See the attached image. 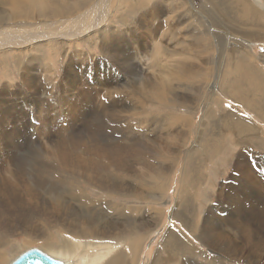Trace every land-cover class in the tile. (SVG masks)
Instances as JSON below:
<instances>
[{
  "label": "rangeland",
  "instance_id": "374dc122",
  "mask_svg": "<svg viewBox=\"0 0 264 264\" xmlns=\"http://www.w3.org/2000/svg\"><path fill=\"white\" fill-rule=\"evenodd\" d=\"M62 1V6H69V4H66L64 0ZM218 1H220L221 7L225 5L224 8H217V10L222 11V16L217 15L218 13L214 9L210 11L213 4H211L208 0H143L145 7L142 9L141 15L138 14L139 16H137L135 22L123 24L117 20L112 24L105 25V29L107 28L106 31L108 32H112L110 29L111 26L115 27L113 28L116 32L120 31L123 33L126 31L123 33L124 35H122V39L115 37V39H117L120 44L125 43V47L127 46L126 54H129V49L132 47L130 41L128 40L140 39V41L137 40L140 53L134 58L126 56V58L124 57L123 60L115 62L114 60H111L110 57H105L104 54L101 53V50L97 48L99 44H96L91 39L85 40L84 38H81L80 40L78 39L76 41L67 42L66 40H68L70 37L65 36L59 37V40H54V42L51 43H43L41 45L37 43L38 45H34L31 48L30 53H28L32 69L31 71H33L29 77H34L36 79V85L33 87L34 89L32 88L33 90L30 87H27V91L26 89L25 91H22L19 88L20 86L17 84L21 79L19 68L16 66V55L18 54L20 56H24L23 54L25 53L19 54V52H16L14 53L16 54L15 57L13 56L14 54H9V58L8 52H6L7 57H5L3 54L0 56L1 61L5 60V63H2L6 65L4 67L2 63L1 64L3 66L0 64V254L2 255L0 262H2V264L11 263L21 254L30 249H39L45 252V245L63 247L64 245H69V241L76 245L80 244L78 241L88 243L90 240L83 238V236H86L89 230L99 232L97 234L105 233V231L112 232L115 230V227L118 228L119 224L123 225L124 223L122 235H126L131 232L128 228L134 224V219L128 221V218L130 216L133 217L136 215H140L142 218L141 226L144 225V230H146V234H143L145 237V242L142 246L139 264H155L153 263V260L155 259L159 250L160 253L157 256L158 264H163V261H165L164 264H176V260L174 256H172V252L169 253L166 250L165 245L162 244L168 230H183L182 232L193 240V245L195 244V246L204 252H209V250L204 247L201 241H197L190 234V232L185 229L183 222H178L173 219V214L177 206L176 204L180 199L179 191L181 187L180 182L182 180L181 175L184 171L186 160H188L191 164L188 178L196 177V180L198 181L196 182L195 180L196 185L194 182H192L195 187L194 189H192V186L190 189H186L184 192L185 195L183 194L184 196L182 195L183 198L181 197L179 202V207H181L180 212L182 214L180 216L186 222L188 220L187 223L190 222L189 224L195 233H197V229H199L196 227L198 225L202 227L204 222H208L209 225H214V227H221L227 223L228 219L234 218L235 211L227 206L223 207L219 216L218 213H216L210 218L209 213L213 210L212 207L216 206L218 203L217 197L219 196V193H225L227 190L226 185L230 183V177L233 173H236L235 164L241 151L246 150L249 152L251 161V165L242 171V176L248 175L251 178L255 177L256 180L255 173L257 170L259 168L264 169V0H258L259 3L256 1L254 2L253 10L256 12V15H254L255 18L252 21V26L248 28L242 27V14L240 12L242 8L237 9V7H234L237 6L236 0ZM226 4L228 5V8ZM1 6L5 10V6L0 2V20L3 21L5 19L3 22H7L8 19L5 18L6 16ZM54 6L55 5L52 7L57 8V6ZM226 8H231V11L227 10L226 13L225 10L223 11V9ZM68 10L70 11L69 7ZM145 11L146 13H148L147 11H150V15H152H149L150 17L145 16ZM232 15L235 19H237L238 23L240 22L239 24L241 25V29L246 28L251 30L253 33V45L251 47L252 51L249 52L244 49V47H240V44L245 45L244 40L247 39L243 38L242 30H239L238 28V33L236 32L235 34V28L231 27V25L225 22L223 16L228 19H232ZM44 16H41L40 13H38L36 19L39 22H43V20L50 18L46 17L45 13ZM68 16L69 14L67 12L63 13L61 15L60 21H66L65 18L67 19ZM33 24L34 23H31L30 25ZM218 24H221V26ZM201 28L203 29L201 30ZM131 30L134 31L133 36L127 33V31L130 32ZM65 32L68 31L66 30ZM259 33H262V35ZM203 34H207L209 45L211 47V50L208 52V54L205 52H202V54L199 52L195 54V52H193L190 54V56L188 55L185 57V55L180 50L188 47L189 49L195 47L193 44L194 38L196 36L201 37ZM235 41L238 52L236 56L239 57V60L235 62H237L242 67L241 77L238 76V70H236V72L233 71V61L226 56L228 50L227 47L230 48L231 44ZM131 54L134 56L133 53ZM196 55L198 56L197 58H195ZM179 57L181 60H183L182 64L193 65L194 69H196L197 66H200V68L203 67L204 72L209 73H207L208 76L211 74L208 77V83H210H206V80H203V77L199 78L196 75L193 76L187 74L177 77V79L176 77L171 78L169 73L171 70H173V67H175L173 65L176 64V66H178L177 64H181ZM190 58L191 60L188 61ZM250 59L253 62L249 61ZM192 60L196 62H193ZM50 63L52 64L50 65ZM8 64L10 65L7 67ZM167 65L169 67H167ZM190 67L192 68V66ZM164 69L166 70L164 71ZM246 74L252 75H250L247 80L245 79L244 81H241L240 78L244 77ZM159 76L160 78H163V82H160L162 80L158 78ZM72 79H75V81ZM72 81H74V83ZM167 81L169 82V85ZM175 81L177 83H175ZM156 83L159 85H156ZM143 85L145 87H143ZM153 85H155V87ZM202 85H204L205 88ZM4 86H8L9 89H11L10 92L12 93L10 95H6L7 92H5V98L2 96V87ZM28 86H30V83ZM156 86H160L159 90L157 89L158 87L156 88ZM80 88H82L87 94H85ZM161 88H164L165 90L162 91ZM149 89L150 93L146 94L145 92ZM79 90H81V92ZM153 91L156 92L153 93ZM212 92L214 94L213 96ZM16 93L22 95L19 96L18 94L16 95ZM134 94L137 96H134ZM84 95L88 98L83 99ZM165 95L168 96L166 97ZM77 96H79L80 100L75 103V97ZM141 96H144V99ZM65 97H67V99ZM115 97L117 98L116 100ZM175 97L176 99H174ZM6 98L9 99L10 102L9 100L6 101ZM153 98L155 99L153 100ZM139 99L141 102H143L142 104L140 103ZM62 101L66 103H63ZM114 101H116V103ZM51 102L53 105L50 104ZM168 103H171V105ZM211 103L215 105H212ZM65 104L69 107L67 108ZM161 105L164 108H161ZM212 106L216 107V111ZM9 107L10 110H12L9 111V113L12 115L13 120H11L9 123H5L3 121V116L5 114L4 112H8ZM108 107L110 108L108 109ZM203 108L206 109L204 110ZM137 109L140 111L142 110V112ZM124 110L126 111L125 113ZM130 110L132 111V114L129 113L131 112ZM206 110L208 111L206 112ZM71 111L74 113L72 112V114ZM134 111L138 112L135 114ZM121 112H123V114ZM195 112H197V114H195ZM119 113H121V115H117ZM13 114L18 115L15 117ZM5 116H7V114ZM179 116L185 118L184 121H182V117L180 118ZM185 116H187V118ZM191 117L192 120L194 119L193 121L195 124L191 120ZM236 119L241 121V125L236 131L235 135H233L232 140L229 139L226 141L223 145V148L216 147L214 153L218 152V154L213 155L211 159L206 157L205 155H208V151L205 149L207 152L206 153L204 148H210L206 141H212L211 136L205 137L206 132L207 135H211L212 129H219L223 126V120ZM72 120L74 122H72ZM218 122L219 124L217 125L216 123ZM18 123L19 125H17ZM45 127L46 129L49 128V130H46ZM253 128L257 129L261 133L263 136L261 140L252 141L249 137H240V135L245 132L253 133ZM168 130H172L174 132V136L172 138L166 137ZM9 134H13L15 137L11 139V135ZM91 135L92 137L95 136V138L92 139ZM178 135H181V137ZM177 141H179L178 143L180 145L176 143ZM95 142H100L99 144L102 147L104 145V148L107 150L105 151V149L102 148L104 150L102 152V156L99 159L95 158V160H93L87 155L90 154L88 149H90V147ZM54 145L57 146L55 147ZM231 146L235 147V151L232 150V154H229L228 150ZM57 147H59L61 150V157L59 158H57L56 154L53 152L58 149ZM61 147H63V149H61ZM84 148L85 151L83 150ZM121 150H124L122 154L120 153ZM160 151L165 152L161 153ZM185 151H187L186 154ZM197 151L200 153H197ZM193 156H198L199 159L193 158ZM75 157L77 158L75 159ZM78 157H80V160ZM61 158L64 159V161ZM87 159L91 162L89 163ZM102 159H105L103 160V163H101ZM59 160H61V162ZM46 161L47 163H45ZM72 161L75 163L77 162L79 165H76ZM107 161L108 164L106 163ZM109 161H111L110 165ZM85 162H88L89 164H86ZM14 164H16L15 166L17 167H14ZM72 164L75 165L73 166ZM89 166V169L92 171V173H90L91 171H88V173L91 174L92 177L90 175L88 176V173L86 172L89 170ZM43 167L44 169H42ZM15 168L16 170H14ZM58 169L59 171H57ZM64 171L69 172L67 173ZM115 171H117V173H115ZM16 174L18 175V178H15ZM97 174L100 178L97 176ZM26 175L30 176L27 178ZM108 176L111 180L108 178ZM48 177L51 181H49ZM79 177L80 180H78ZM84 177L86 180L90 177L87 180L89 182L83 179ZM202 178H204V180ZM27 179H29V181H27ZM97 180L100 183H98ZM13 181H16L15 183L18 186L15 185ZM62 181L65 184H62ZM91 181L94 184L91 183ZM105 183H107L109 186ZM262 183L263 182L260 178L259 181H256L255 185L243 181L241 182V187L242 189H245L244 192H247L248 196L251 198H257L259 195L264 198V183ZM50 185L52 186L53 190ZM115 185L118 186L116 187ZM45 186H47L46 189ZM33 188L35 189L33 190ZM107 190L108 192L110 191V193H108ZM203 190L208 193L207 199L202 198ZM70 194L75 195L73 197ZM82 201H88L86 202L88 207L91 205L92 208L91 206L90 208L84 206ZM92 201L99 202H97L98 204H94ZM202 201L207 202L202 204ZM101 203L102 205H100ZM143 203L145 204L142 205ZM248 203L249 202L247 201V204ZM192 204L196 206L193 207ZM93 206L95 208H93ZM189 206L193 207L194 209L191 207L189 208ZM82 208L83 210L81 211ZM198 209L199 211L197 212ZM258 210H261V212H258V219L264 220V202L259 203ZM135 211H137L136 214L134 213ZM252 212H254L255 216L257 217V212L254 208ZM23 215H25V217ZM183 215H187V219L184 218L185 216ZM190 216L191 220L189 218ZM13 218H15V221ZM96 222H101V225L103 226L96 227ZM92 223L94 225H92ZM12 225L15 227L18 226V228L16 227L18 233L15 227V229L12 228ZM9 226L10 229L8 230ZM68 227H70L69 230ZM149 228L151 231H148ZM260 228L261 230L259 231L264 232V224H261ZM29 229L30 232L33 231L32 233H34L37 238L34 236V234H29ZM6 230L9 231V233H7ZM21 231L23 232L22 234L20 233ZM75 232H77L81 238H77ZM217 232L229 234L230 236L236 235L234 233L235 230L229 227L223 230H218ZM5 233L6 236H4ZM27 233L30 235V237H28ZM31 236H34L36 239H31ZM235 238L239 240L238 237ZM241 243H243V241L239 240V244ZM240 246L242 247V245ZM90 248L91 247H88L86 251H89ZM82 249L83 248L81 247L77 251V257L72 260L74 262L76 261V264H82ZM96 249L98 250V248H95V250ZM8 254L9 256H6ZM237 256L238 258H244L247 255L237 253ZM201 261L207 264H249V260L242 259L234 261L221 258V260L212 262L201 258ZM256 263L264 264V260ZM36 264L44 263L37 261Z\"/></svg>",
  "mask_w": 264,
  "mask_h": 264
},
{
  "label": "bare ground",
  "instance_id": "6f19581e",
  "mask_svg": "<svg viewBox=\"0 0 264 264\" xmlns=\"http://www.w3.org/2000/svg\"><path fill=\"white\" fill-rule=\"evenodd\" d=\"M177 1V0H176ZM212 5V8L210 11H212L213 9L218 13H216L217 15L222 16V11L221 10H217V8L221 7V3L218 0H208ZM259 3L258 0H236V5L234 7H237V9L242 8V10H240L241 14H242V27H251L252 26V21L255 18L254 15H256V12L253 10V4L254 2ZM1 4H3L5 6V10L2 7V9L4 10L5 13V18L8 19L7 22H3L2 20H0V56L3 54L5 57H7L6 52H8V55L10 54H14L16 52H19V54H23L24 56H20V55H16L14 54L13 56L17 58V63L16 66H18L19 68V74H20V81L17 83L18 86H20L19 88L22 91H26L28 90V88L30 87L31 89L36 85V79L34 77H29L32 69H31V64H30V57H28V53H30L31 48L34 45H38L37 43H39V45L43 44V43H51L54 42V40H57L59 37H70L68 40H66L67 42L70 41H76V40H80L81 38L86 39H91L92 41H94L96 44L98 45V49L101 50V53L104 54L105 57H110L111 60L119 61V60H123L124 57L126 58V56H130L132 58L136 57L139 53V47L137 45V40L140 41V39H136V40H128L127 38H125L126 40L130 41L131 43V48L129 49L131 53L134 54V56L129 52V54H126L127 52V46L125 47V43L120 44L116 38H123L122 35H124L123 33L116 32L114 31V26H111V31L112 32H108L105 29V25L107 24H112L114 21L119 20L121 23L123 24H128L131 22H135L137 16H139L138 14L141 15L142 9L145 7V4L143 3V0H64V2L66 4H69V6H62L63 1L62 0H0ZM223 2V1H222ZM146 3V2H145ZM162 4V3H161ZM183 4V3H182ZM55 5L57 6V8H53L52 6ZM160 5V4H159ZM257 5V4H256ZM54 6V7H55ZM210 6V4H209ZM223 6V5H222ZM227 8L228 5L226 4ZM68 7L70 8V11L68 10ZM225 5L221 8H224ZM259 7V5H258ZM261 7V6H260ZM223 9V11L225 10V12L227 13V10L231 11V8L229 9ZM264 8V7H263ZM262 9V8H261ZM51 10V11H50ZM162 10V8H161ZM45 11V12H44ZM50 11V12H49ZM233 11V10H232ZM254 11V12H253ZM67 12L69 14L68 18L62 22L60 21L61 19V15L63 13ZM148 13H146L145 11V16H149L150 15V11H147ZM209 12V11H208ZM38 13H40L41 16H44V13L46 15V17H50L47 18L45 20H43V22H39L36 19V16L38 15ZM212 13V12H211ZM229 13V12H228ZM233 13V12H232ZM231 13V14H232ZM210 14V13H209ZM152 15V14H151ZM150 15V16H151ZM213 15V14H212ZM215 15V14H214ZM226 15V14H225ZM4 16V15H3ZM2 16V17H3ZM149 16V17H150ZM230 16V15H229ZM233 16V15H232ZM1 17V15H0ZM45 17V16H44ZM207 17V16H206ZM219 17V16H218ZM225 22L229 25H231V27L235 28V34L236 32L238 33V28L239 30H242L243 32V38H247L244 40V44H240V47H244V49H246L247 51H252L251 47L253 45L252 40H253V33L251 32V30L248 29H241V25L238 23L237 19L233 18L232 19H228L225 16H223ZM63 19V18H62ZM215 19V18H214ZM64 20V19H63ZM151 20V19H150ZM147 21V20H146ZM202 21V20H201ZM211 21V20H210ZM219 21V20H218ZM222 21V20H221ZM142 22V21H141ZM223 22V21H222ZM31 23H34L33 25H30ZM211 23V22H210ZM148 24V23H147ZM154 24V23H153ZM221 26V24H218ZM133 26V25H132ZM114 27V28H113ZM134 27V26H133ZM219 27V26H218ZM226 27V26H225ZM230 27V28H231ZM146 28V27H145ZM149 28V27H148ZM105 29V30H104ZM147 29V28H146ZM203 28H201L202 30ZM68 32H65V31ZM109 30V29H108ZM147 32V31H146ZM152 32V31H151ZM127 33H129L131 36H133L134 31L131 30L130 32L127 31ZM148 33V32H147ZM200 33V32H199ZM218 34V33H217ZM262 35V33H259ZM143 36V35H142ZM210 36V35H209ZM217 36V35H216ZM232 36V35H231ZM136 37V34H135ZM240 37V36H239ZM240 39V38H239ZM59 40V39H58ZM61 40V38H60ZM119 40V39H118ZM233 40V39H231ZM88 42V41H87ZM122 42V41H121ZM127 42V41H126ZM193 42V41H191ZM190 42V43H191ZM189 43V44H190ZM236 41L234 43L231 44L230 48H228L227 50V54L226 56L228 58H230L233 61V71L236 72V70H238L239 73V77L242 76V67L235 61L239 60V57L236 56L237 52V45L235 44ZM179 44V43H178ZM194 46L193 48H184L182 51V53L185 55V57H187L188 55L190 56L191 53L195 52L196 53H201L205 52L208 54V52L211 50V47L209 45V40H208V36L207 34H203L201 37H195L194 38V42H193ZM249 44V45H247ZM127 45V44H126ZM149 48V47H148ZM182 49V48H181ZM149 51V50H148ZM175 51V50H174ZM244 52V51H243ZM240 53V52H239ZM9 55V58H10ZM182 55V56H184ZM250 55V54H249ZM181 57V56H180ZM179 57V60H181ZM198 56L196 55L195 58H197ZM203 57V56H202ZM243 57V56H242ZM12 58V57H11ZM15 58V60H16ZM182 58V57H181ZM189 58V57H188ZM200 58V57H199ZM178 59V58H177ZM193 59V57H192ZM203 59V58H202ZM11 60V59H10ZM191 58L188 60L190 61ZM9 61V60H7ZM46 61V60H45ZM178 61V60H177ZM181 60V64H182ZM186 61V60H185ZM193 61V60H192ZM197 61V59H196ZM193 61V62H196ZM202 61V60H201ZM231 61V62H232ZM251 62H253L251 59L249 60ZM5 63V60L1 61L0 58V64L1 63ZM14 62V61H12ZM51 62V61H50ZM2 63V64H3ZM178 63V62H177ZM188 63V62H187ZM1 64V65H2ZM13 64V63H12ZM52 63H50L51 65ZM172 64V63H171ZM170 64V66H171ZM177 64L178 66H176V64H174L173 66V70H171V72L169 73L171 78H175L177 79V77H181L183 75H196L199 78L203 77V80H206V83H208V76L207 73L204 72V68H200V66H197L196 69L193 68V65H189V64ZM191 64V63H190ZM197 64V63H194ZM4 65V64H3ZM2 65V66H3ZM10 64L7 65V67ZM169 65V64H168ZM167 65V67H169ZM200 65V64H199ZM206 65V64H205ZM6 65H4L5 67ZM166 66V65H165ZM192 66V68L190 67ZM1 67V66H0ZM11 67V66H10ZM9 67V68H10ZM187 67V68H185ZM17 69V68H16ZM170 69V68H169ZM208 69V68H207ZM210 69V68H209ZM6 70V69H5ZM35 70V69H34ZM50 70V69H49ZM52 70V69H51ZM166 69H164L165 71ZM7 71V70H6ZM10 71V70H9ZM168 71V70H167ZM210 71V70H209ZM212 71V70H211ZM224 72V71H223ZM225 73V72H224ZM254 74V73H252ZM252 74H246L244 77L240 78L241 81H244L245 79L247 80L249 78L250 75ZM38 75V74H37ZM75 75V74H74ZM10 76V75H9ZM7 76V77H9ZM40 76V75H39ZM72 76V75H70ZM167 76V75H166ZM165 76V77H166ZM222 76V75H221ZM237 76V77H238ZM255 76V75H254ZM12 77V76H10ZM73 77V76H72ZM168 77V76H167ZM70 78V77H69ZM160 80H162L163 78H160V76L158 77ZM157 78V79H158ZM185 78V77H184ZM226 79V77H225ZM256 79V78H255ZM7 80V79H6ZM69 80V79H68ZM71 80V78H70ZM69 80V81H70ZM75 81V79H72ZM184 80V79H183ZM235 80V79H234ZM74 81H72L74 83ZM157 81V80H155ZM169 81V80H168ZM167 81V82H168ZM180 81V80H179ZM193 81V80H192ZM191 81V82H192ZM233 81V80H232ZM238 81V80H237ZM261 81V80H260ZM43 82V81H42ZM160 82H163L160 81ZM159 82V84H160ZM171 82V81H170ZM178 82V80H177ZM175 81V83H177ZM184 82V81H183ZM194 82V81H193ZM192 82V83H193ZM219 82V81H218ZM259 82V81H258ZM264 82V81H263ZM5 83V81H4ZM30 83V86H28ZM78 83V82H77ZM140 83V82H139ZM152 83V82H151ZM210 83V82H209ZM208 83V84H209ZM222 83V82H221ZM262 83V82H261ZM38 84V83H37ZM44 84V83H43ZM72 84V83H71ZM76 84V83H75ZM113 84V83H112ZM142 84V83H141ZM154 84V83H153ZM156 83V85H159ZM164 84V83H163ZM162 84V85H163ZM218 84V83H217ZM220 84V83H219ZM227 84V83H226ZM74 85V84H73ZM165 85V84H164ZM169 85V82H168ZM174 85V84H173ZM192 85V84H191ZM230 85V84H229ZM12 86V85H10ZM43 86V85H42ZM135 86V85H134ZM155 87V85H153ZM199 86V85H198ZM204 88L205 86L202 85ZM222 86V85H221ZM264 86V85H263ZM28 87V88H27ZM82 87V86H81ZM143 87H145L143 85ZM158 87V88H157ZM162 87V86H161ZM201 87V85H200ZM156 88L159 90L160 86H156ZM167 88V87H166ZM172 88V87H169ZM168 88V89H169ZM34 89V88H33ZM32 89V90H33ZM82 91L83 89L80 88ZM85 89V87H84ZM162 89V88H161ZM202 89V87H201ZM200 89V90H201ZM212 89V88H211ZM220 89V87H219ZM38 90V88H37ZM78 90V89H77ZM76 90V91H77ZM81 90H79L81 92ZM86 90V89H85ZM165 90L164 88L162 89V91ZM172 90V89H171ZM176 90V89H175ZM206 90V89H205ZM218 90V89H217ZM215 90V91H217ZM11 89H9L8 86H4L2 87V96H5V92H7L6 95H10L12 94ZM149 91V92H148ZM146 91L145 93L148 94L150 93V89ZM157 91V90H156ZM155 91V92H156ZM170 91V90H169ZM173 91V90H172ZM204 91V90H203ZM30 92V90H29ZM34 92V91H33ZM37 92V91H36ZM84 92V91H83ZM87 92V90H86ZM86 92H84L85 94H87ZM136 92V91H135ZM139 92V91H138ZM143 92V91H142ZM153 91V93H155ZM205 92V91H204ZM218 92V91H217ZM15 93V92H14ZM13 93V94H14ZM35 93V92H34ZM82 93V94H84ZM152 93V94H153ZM159 93V92H158ZM201 93V92H200ZM199 93V94H200ZM1 94V93H0ZM18 93H16L17 95ZM31 94V93H29ZM111 94V93H110ZM109 94V95H110ZM145 94V96H146ZM166 94V93H165ZM198 94V95H199ZM216 94V92H215ZM19 95V94H18ZM22 95V94H20ZM19 95V96H20ZM38 95V93H37ZM75 95V94H74ZM136 94H134L135 96ZM139 95V94H138ZM173 95V94H172ZM213 92H212V96H213ZM218 95V94H217ZM15 96V95H14ZM24 96V95H23ZM28 96V94H27ZM40 96V95H39ZM89 96V95H88ZM137 96V95H136ZM149 96V95H148ZM166 97L168 95H165ZM178 96V95H177ZM31 97V96H29ZM142 97V96H141ZM139 97V98H141ZM155 97V95H154ZM200 97V96H199ZM5 98V97H4ZM28 98V97H27ZM67 99V97H65ZM75 103H77L80 98L79 96L75 97ZM84 98H88L85 95L83 96ZM114 98V97H113ZM138 98V97H137ZM136 98V99H137ZM144 99V96L142 97ZM147 98V97H146ZM181 98V97H180ZM213 98V97H212ZM1 99V98H0ZM29 99V98H28ZM40 99V98H39ZM38 99V100H39ZM117 98L115 97V100ZM155 98H153L154 100ZM176 99V97L174 98ZM182 99V98H181ZM9 99L6 98V101H8ZM18 100V99H17ZM140 100V99H139ZM211 100V99H210ZM2 101V100H1ZM45 101V100H44ZM43 101V102H44ZM66 101V100H65ZM88 101V99H87ZM137 101V100H136ZM146 101V100H145ZM150 101V100H149ZM208 101V99H207ZM10 102V100H9ZM36 102V101H35ZM63 102V101H62ZM116 103V101H114ZM113 102V103H114ZM138 102V101H137ZM148 102V101H147ZM170 102V101H169ZM210 102V101H209ZM214 102V101H212ZM16 103V102H15ZM23 103V102H22ZM66 103V102H63ZM140 103L142 104L143 102ZM159 103V102H158ZM163 103V102H162ZM185 103V102H184ZM203 103V102H202ZM42 104V103H41ZM51 105H53V103H50ZM137 104V103H136ZM169 105H171V103H168ZM177 104V103H176ZM181 104V103H180ZM212 104V103H211ZM5 105V104H4ZM16 105V104H15ZM58 105V104H57ZM56 105V106H57ZM60 105V104H59ZM118 105V104H117ZM127 105V104H126ZM133 105V104H132ZM135 105V104H134ZM184 105V104H183ZM208 105V104H207ZM215 105V104H212ZM7 106V105H6ZM62 106V104H61ZM60 106V107H61ZM65 106H67L65 104ZM136 106V105H135ZM139 106V104H138ZM199 106V105H198ZM55 107V106H54ZM69 106H67L68 108ZM72 107H76V106H72ZM86 107V106H85ZM107 107V106H106ZM128 107V106H127ZM197 107V106H196ZM205 107V106H204ZM215 108L216 111V107L212 106ZM13 108V107H12ZM20 108V107H19ZM56 108V107H55ZM59 108V107H58ZM63 108V107H62ZM110 107H108L109 109ZM129 108V107H128ZM127 108V109H128ZM133 108V107H131ZM136 108V107H135ZM141 108V107H140ZM161 108H164L161 105ZM199 108V107H198ZM209 108V107H208ZM5 109V108H3ZM2 109V110H3ZM8 109V108H7ZM70 109V108H69ZM118 109V108H117ZM121 109V108H120ZM194 109V107H193ZM196 109V108H195ZM204 109V108H203ZM206 109V108H205ZM204 109V110H205ZM6 110V109H5ZM50 110V109H49ZM57 110V109H56ZM55 110V111H56ZM60 110V109H59ZM65 110V108H64ZM73 110V109H72ZM77 110V109H76ZM139 110V109H137ZM212 110V109H211ZM10 107L8 112H4V116H3V121L5 123H9L11 120H13L12 115L9 113ZM39 111V110H38ZM41 111V110H40ZM43 111V110H42ZM46 111V110H45ZM48 111V110H47ZM58 111V110H57ZM75 111V110H74ZM131 111V110H130ZM140 111V110H139ZM208 110H206L207 112ZM214 111V110H213ZM66 112V111H64ZM73 111H71L72 113ZM119 112V111H118ZM126 111L124 110V113ZM129 112V111H128ZM136 112L138 111H134V113L136 114ZM142 112V110L140 111ZM14 113V111H13ZM16 113V112H15ZM70 113V112H69ZM74 113V112H73ZM72 113V114H73ZM95 113V112H94ZM123 114V112H121ZM121 113L117 114V115H121ZM132 114V111L129 112ZM194 113V112H193ZM7 114V116H5ZM111 114V113H110ZM139 114V113H138ZM145 114V112H144ZM195 114H197V112H195ZM205 114V113H204ZM209 114H210V110H209ZM215 114V112H214ZM15 117H17V115L13 114ZM70 115V114H69ZM94 115V114H93ZM116 115V117H117ZM192 115V113H191ZM190 115V116H191ZM51 116V115H50ZM68 116V114H67ZM71 116V115H70ZM74 116V115H73ZM203 116V115H202ZM19 117V116H18ZM76 117V116H75ZM180 117V116H179ZM182 117V116H181ZM180 117V118H181ZM187 118V116H185ZM194 117V116H193ZM204 117V116H203ZM68 118V117H67ZM177 118V117H176ZM196 118V117H195ZM219 118V116H218ZM15 119V118H14ZM66 119V116H65ZM70 119V118H68ZM73 119V117H72ZM170 119V117H169ZM183 119L182 121H184L185 118H181ZM209 119V118H208ZM220 119V118H219ZM52 120V118H51ZM80 120V119H79ZM116 120V119H115ZM179 120V119H178ZM192 120V117H191ZM194 120V119H193ZM192 120V121H193ZM67 121V120H66ZM176 121V119H175ZM181 121V120H179ZM205 121V120H204ZM220 121V120H219ZM222 121V120H221ZM52 122V121H51ZM69 122V121H68ZM67 122V123H68ZM72 122H74L72 120ZM177 122V121H176ZM186 122V121H185ZM194 122V121H193ZM181 123V122H180ZM66 124V123H65ZM63 124V125H65ZM179 124V123H178ZM195 124V122H194ZM214 124V123H213ZM217 125L219 124L216 123ZM8 125V124H6ZM15 125V124H14ZM19 125V123L17 124ZM68 125V124H67ZM170 125V124H169ZM181 125V124H179ZM185 125V123H184ZM215 125V124H214ZM241 125V121L236 119V120H223V126L219 129H215V130H211V135H206L205 137H212V141H206V143L208 144V146H210V148L205 147V149L208 151V155H205L206 157H208L209 159H211V157L215 154H218V152L214 153V150L216 147H221L223 148V145L226 141H228L229 139L232 140L233 135H235L236 131L240 128ZM9 126V125H8ZM116 126V125H115ZM187 126V125H186ZM185 126V127H186ZM202 126V125H201ZM2 127V126H1ZM5 127V126H4ZM184 127V126H183ZM189 127V126H187ZM7 128V127H6ZM11 129V127H10ZM15 129V127H14ZM17 129V128H16ZM23 129V128H22ZM46 129V127H45ZM201 129V128H200ZM254 132H245L242 135H240V137H249L252 141L255 140H261L263 138V136L261 135V133L255 129ZM46 130H49L46 129ZM198 130V129H197ZM6 131V130H5ZM4 131V132H5ZM18 131V130H17ZM75 131V130H74ZM117 131V130H116ZM180 131V130H179ZM203 131V130H202ZM186 132V131H185ZM233 132V133H232ZM2 133V132H1ZM9 133V132H8ZM12 133V132H11ZM84 133V132H83ZM181 133V132H180ZM199 133V132H198ZM183 134V133H181ZM11 135V134H9ZM138 135V134H137ZM79 136V134H78ZM81 136V135H80ZM174 136V132L172 130H168L166 137L167 138H172ZM179 136V135H178ZM13 137H15V135H11L10 138L12 139ZM92 137V135H91ZM181 137V135L179 136ZM8 138V139H10ZM90 138V137H89ZM95 138L92 137V139ZM97 138V137H96ZM176 138V137H175ZM239 138V136H238ZM16 139V138H15ZM98 139V138H97ZM96 139V140H97ZM145 139V138H144ZM153 140V139H152ZM175 140V139H174ZM62 141V140H61ZM91 141V140H90ZM99 141V140H97ZM146 141V140H145ZM13 142V141H12ZM65 142V141H64ZM67 142V141H66ZM75 142V141H74ZM119 142V141H118ZM148 142V141H147ZM153 142V141H152ZM157 142V141H156ZM179 141H177L176 143H178ZM181 142V141H180ZM186 142V141H184ZM60 143V142H59ZM80 143V142H79ZM100 143V142H99ZM99 143H93V145L90 147V149H88V152L90 153L87 156H90L93 160H95V158L99 159L102 156V152L104 151L102 148H104L99 144ZM146 143V142H145ZM150 143V141H149ZM175 143V142H174ZM182 143V142H181ZM188 143V142H187ZM195 143V142H194ZM205 143V144H206ZM81 144V143H80ZM83 144V143H82ZM120 144V143H119ZM122 144V143H121ZM148 144V143H147ZM173 144V143H172ZM58 145V144H57ZM56 145V146H57ZM67 145V144H66ZM91 145V144H90ZM136 145V144H135ZM143 145V144H142ZM174 145V144H173ZM180 145V144H179ZM55 146V145H54ZM55 146V147H56ZM84 146V145H83ZM140 146V145H139ZM182 146V145H181ZM18 147V146H17ZM53 147V145H52ZM54 147V148H55ZM67 147V146H64ZM69 147V146H68ZM89 147V146H88ZM106 147V146H105ZM146 147V146H145ZM165 147V146H164ZM163 147V149H164ZM187 147V146H186ZM204 147V146H203ZM58 149L56 151H53L57 158L61 157V150L59 149V147H57ZM151 148V147H150ZM183 148V147H182ZM220 148V149H221ZM61 149H63V147H61ZM70 149V148H68ZM81 149V146H80ZM105 151L107 150L106 148H104ZM113 149V148H112ZM111 149V150H112ZM119 149V148H118ZM143 149V148H142ZM149 149V148H148ZM190 149V148H189ZM197 149V148H196ZM219 149V148H218ZM85 151V148L83 149ZM191 150V149H190ZM232 150L235 151V147L231 146L228 150L229 154H232ZM50 151V149H49ZM64 151V150H62ZM83 151V152H84ZM87 151V150H86ZM119 151V150H118ZM86 152V153H88ZM111 152V151H110ZM124 152V150H121V154ZM148 152V151H147ZM158 152V151H156ZM161 153L163 151H160ZM165 152V151H164ZM163 152V153H164ZM169 152V151H168ZM181 152V151H180ZM187 151H185L186 154ZM199 151H197L198 153ZM206 152V151H205ZM63 153V152H62ZM68 153V152H67ZM70 153V152H69ZM85 153V154H86ZM109 153V152H107ZM114 153V152H113ZM142 153V152H140ZM167 153V152H166ZM200 153V152H199ZM207 153V152H206ZM41 154V153H40ZM110 154V153H109ZM118 154V153H117ZM145 154V153H144ZM147 154V153H146ZM106 155V154H105ZM116 155V154H115ZM170 155V154H169ZM188 155V154H187ZM86 156V155H85ZM109 156V155H108ZM153 156V155H152ZM166 156V155H165ZM168 156V155H167ZM200 156V154H199ZM12 157V156H11ZM54 157V156H53ZM105 157V156H103ZM164 157V156H163ZM56 158V157H55ZM65 158V157H63ZM77 157H75L76 159ZM80 157H78L79 159ZM86 158V157H83ZM88 158V157H87ZM193 158H198L194 157ZM62 159V158H61ZM70 159V158H69ZM73 159V160H75ZM118 159V158H116ZM123 159V158H122ZM134 159V158H133ZM152 159V158H151ZM199 159V158H198ZM50 160V159H49ZM57 160V159H56ZM55 160V161H56ZM64 161V159H62ZM80 160V159H79ZM85 160V159H84ZM88 160V159H87ZM103 160H101V163H103ZM108 160V159H107ZM112 160V159H111ZM139 160V159H138ZM156 160V159H155ZM154 160V161H155ZM207 160V159H205ZM61 162V160H59ZM66 161V159H65ZM71 161V160H70ZM143 161V160H142ZM160 161V160H159ZM254 161V160H253ZM37 162V161H36ZM53 162V161H52ZM74 162V161H72ZM79 162V161H78ZM88 162L90 163L91 161L88 160ZM87 162V163H88ZM109 161V165H110ZM113 162V161H112ZM116 162V161H114ZM149 162V161H148ZM153 162V161H152ZM183 162V161H182ZM196 162V161H195ZM203 162V161H202ZM261 162V161H260ZM17 163V162H16ZM43 163V161H42ZM47 163V161L45 162ZM75 163V162H74ZM83 163V162H82ZM86 163V162H85ZM86 163V164H87ZM88 163V164H89ZM108 164V161L106 162ZM160 163V162H159ZM200 163V162H199ZM255 163V162H254ZM44 164V163H43ZM76 165L78 164L77 162L75 163ZM74 164V165H75ZM114 164V163H113ZM118 164V163H117ZM130 164V163H129ZM135 164V163H134ZM133 164V165H134ZM139 164V163H137ZM145 164V163H144ZM148 164V163H147ZM16 164H14V167ZM20 165V164H18ZM35 165V164H34ZM54 165V164H53ZM73 165V164H72ZM73 165V166H74ZM79 165V164H78ZM97 165V164H96ZM95 165V166H96ZM102 165V164H101ZM119 165V164H118ZM126 165V164H125ZM165 165V163H164ZM205 165V164H204ZM251 165V161H250V155L249 152H247L246 150H243L239 153L236 164H235V170L236 173L232 174V176L230 177V183L228 185H226L225 188V193L224 192H220L218 198V203L216 204V206L212 207L213 210L209 213L210 218L212 217V215L218 213L219 214L222 212V209L224 206L230 207L232 210L235 211L234 213V218L232 219H228L227 223L224 226L221 227H214L209 225L208 222H204L203 226L200 227V225H198L196 228L197 229V233H195L193 231V229L190 226V222H187L181 218L180 215V199L182 197V195L184 194V192L186 191V189H190L192 186V189H194V184H195V180L196 177H189V173H190V168H191V164L189 163L188 160H186L185 162V168L184 171L182 172V180H181V187H180V191H179V196L180 199L178 201V203L176 204V209L174 211L173 214V219H175L178 222H183V225L185 227V229L187 231L190 232V234L197 240V241H201V243L204 245V247H206L209 252H204L203 250L199 249L197 246H195V244L193 245V240L190 239L188 236H186L182 231L179 230H168V232L166 233V236L163 240V245H165L166 250L170 253L172 252V256H174L175 260H176V264H207L205 262L201 261V258L207 259L209 261H217V260H221V258L225 259V260H238V259H242V260H249V264L259 262L264 260V232H261L259 230H261L260 225L264 224V220L258 219V212H261V210H258V206L260 202H264V198L259 195L257 198H251L248 196L247 192H244L245 189H242L241 187V182H249L253 185L256 184V181H259V178L261 179V181L264 183V169L259 168L257 170L256 174V180L255 177L251 178L250 176L246 175V176H242V171H244L247 167H249ZM25 166V165H24ZM87 166V165H85ZM103 166V165H102ZM148 166V165H147ZM166 166V165H165ZM264 166V165H263ZM65 167V165H64ZM111 167V166H110ZM119 167V166H118ZM138 167V166H137ZM262 167V166H261ZM56 168V167H55ZM59 168V166H58ZM90 168V166L88 167V169ZM94 168V167H93ZM136 168V167H135ZM155 168V167H154ZM251 168V167H250ZM28 169V168H27ZM44 169V167L42 168ZM69 169V168H68ZM97 169V168H96ZM114 169V167H113ZM123 169V168H122ZM132 169V168H131ZM140 169V168H139ZM16 170V168L14 169ZM52 170V169H51ZM65 170V168H64ZM70 170V169H69ZM74 170V169H73ZM126 170V169H125ZM133 170V169H132ZM176 170V169H175ZM59 171V169L57 170ZM72 171V170H71ZM75 171V170H74ZM77 171V170H76ZM84 171V170H83ZM88 171H91L90 169L87 170L86 172L88 173ZM135 171V170H134ZM143 171V170H141ZM255 171V170H254ZM18 172V171H17ZM35 172V170H34ZM37 172V171H36ZM46 172V171H45ZM56 172V171H55ZM63 172V171H62ZM67 172V171H64ZM69 172V171H68ZM67 172V173H68ZM82 172V171H81ZM80 172V173H81ZM120 172V171H119ZM130 172V171H129ZM151 172V171H150ZM259 172V173H258ZM33 173V172H32ZM58 173V172H57ZM78 173V172H77ZM83 173V172H82ZM81 173V174H82ZM92 173V171L90 172ZM95 173V172H94ZM115 173H117V171H115ZM136 173V172H135ZM199 173V172H198ZM36 174V173H35ZM71 174V172H70ZM96 174V173H95ZM130 174V173H129ZM174 174V173H173ZM194 174V173H193ZM31 175V174H30ZM30 175H26L27 178ZM51 175V174H49ZM55 175V174H53ZM60 175V174H59ZM73 175V174H72ZM77 175V174H76ZM88 176L90 175L92 177L91 174H87ZM94 175V174H93ZM101 175V174H100ZM160 175V174H159ZM25 176V175H22ZM57 176V175H56ZM85 176V175H84ZM98 176V174H97ZM142 176V175H140ZM145 176V175H144ZM191 176V175H190ZM203 176V175H202ZM254 176V175H253ZM67 177V176H66ZM63 177V178H66ZM82 177V176H81ZM99 177V176H98ZM169 177V176H168ZM199 177V176H198ZM197 177V178H198ZM204 177V176H203ZM259 177V178H258ZM15 178H18V175H15ZM26 178V177H25ZM33 178V177H32ZM41 178V176H40ZM39 178V179H40ZM49 178V177H48ZM53 178V177H52ZM51 178V179H52ZM90 178V177H89ZM88 178V179H89ZM100 178V177H99ZM109 178V176H108ZM153 178V177H152ZM158 178V177H157ZM206 178V176H205ZM24 179V178H23ZM31 179V178H29ZM29 179H27V181H29ZM36 179V178H35ZM42 179V178H41ZM56 179V178H55ZM73 179V177H72ZM85 179V177L83 178ZM87 179V180H88ZM92 179V178H91ZM90 179V180H91ZM110 179V178H109ZM139 179V178H138ZM162 179V178H161ZM159 179V180H161ZM204 180V178H202ZM12 180V179H11ZM15 180V179H13ZM17 180V179H16ZM46 180V179H45ZM62 180V179H61ZM67 180V179H66ZM80 180V177L79 179ZM76 180V181H78ZM86 180V179H85ZM86 180V181H87ZM111 180V179H110ZM155 180V179H154ZM172 180V178H171ZM26 181V180H24ZM40 181V180H39ZM49 181L50 178H49ZM53 181V180H52ZM57 181V180H56ZM65 181V180H64ZM98 181V180H97ZM96 181V182H97ZM153 181V180H152ZM198 180H196L197 182ZM14 182V181H13ZM16 182V181H15ZM14 182V183H15ZM37 182V181H36ZM60 182V181H59ZM63 182V181H62ZM89 182V181H87ZM192 182H194V184H192ZM20 183V182H18ZM27 183V182H26ZM31 183V180H30ZM33 183V182H32ZM58 183V182H57ZM80 183V182H79ZM91 183H93L91 181ZM90 183V184H91ZM98 183H100L98 181ZM104 183V182H103ZM109 183V182H108ZM262 183V184H263ZM38 184V183H37ZM50 184V182H49ZM62 184H65L64 182ZM88 184V183H86ZM94 184V183H93ZM102 184V183H101ZM107 184V183H105ZM110 184V183H109ZM117 184V183H116ZM142 184V183H141ZM9 185V184H8ZM15 185H17L15 183ZM36 185V184H35ZM60 185V184H59ZM99 185V184H98ZM108 185V184H107ZM152 185V184H151ZM196 185V184H195ZM249 185V184H248ZM264 185V184H263ZM18 186V185H17ZM15 186V187H17ZM26 186V185H25ZM51 186V185H50ZM54 186V184H53ZM58 186V185H56ZM94 186V185H92ZM91 186V187H92ZM109 186V185H108ZM112 186V185H111ZM116 186V185H115ZM118 186V185H117ZM116 186V187H117ZM125 186V185H124ZM147 186V185H146ZM23 187V186H22ZM27 187V186H26ZM30 187V186H29ZM35 187V186H34ZM47 186H45L46 189ZM97 187V186H96ZM103 187V186H102ZM101 187V188H102ZM132 187V186H131ZM149 187V186H148ZM197 187V186H196ZM201 187V186H200ZM19 188V187H18ZM21 188V187H20ZM28 188V187H27ZM52 188V186H51ZM50 188V189H51ZM55 188V187H54ZM111 188V187H110ZM130 188V187H129ZM22 189V188H21ZM24 189V187H23ZM32 189V188H31ZM35 188H33L34 190ZM49 189V188H48ZM113 189V188H112ZM145 189V188H144ZM206 189V188H205ZM53 190V188H52ZM124 190V189H123ZM20 191V190H19ZM31 191V190H30ZM100 191V190H99ZM113 191V190H112ZM136 191V190H135ZM27 192V191H26ZM25 192V193H26ZM55 192V191H54ZM57 192V191H56ZM108 192V190H107ZM129 192V190H128ZM134 192V191H133ZM191 192V191H190ZM39 193V192H38ZM42 193V192H41ZM51 193V192H50ZM110 193V191L108 192ZM126 193V192H125ZM196 193V192H195ZM223 193H224V197H223ZM37 194V192H36ZM43 194V193H42ZM41 194V195H42ZM49 194V193H48ZM65 194V193H64ZM130 194V193H129ZM28 195V194H25ZM38 195V194H37ZM44 195V194H43ZM51 195V194H50ZM71 195V194H70ZM75 194H72L71 196L74 197ZM77 195V194H76ZM112 195V194H109ZM156 195V194H155ZM185 195V194H184ZM183 195V196H184ZM195 195V194H194ZM208 193L203 190L202 193V198L207 199ZM29 197V196H28ZM31 197V195H30ZM46 197V196H45ZM196 197V196H195ZM49 198V197H48ZM55 198V197H54ZM53 198V200H54ZM66 198V196H65ZM69 198V196H68ZM77 198V197H76ZM81 198V197H80ZM88 198V197H87ZM183 198V197H182ZM186 198V197H185ZM224 198V199H223ZM35 199V198H34ZM45 199V198H44ZM70 199V198H69ZM83 199V198H81ZM42 200V199H41ZM72 200V199H71ZM92 200V199H90ZM105 200V199H104ZM198 200V198H197ZM1 201V200H0ZM46 201V200H45ZM100 201V200H99ZM97 201V202H99ZM247 201L249 202L247 204ZM4 202V201H3ZM36 202V201H35ZM78 202V201H77ZM88 202V201H86ZM82 201V204L86 207H88L87 203ZM94 204L97 202L92 201ZM207 202V201H206ZM204 201H202V204L206 203ZM53 203V202H52ZM60 203V202H59ZM65 203V202H63ZM80 203V202H79ZM194 203V202H193ZM57 204V203H56ZM81 204V203H80ZM90 204V203H89ZM98 204V203H97ZM145 203H143L142 205H144ZM196 204V203H195ZM75 205V203H74ZM102 205V203L100 204ZM156 205V204H155ZM193 205V204H192ZM199 205V204H198ZM249 205V207H248ZM10 206V205H9ZM44 206V205H43ZM62 206V205H61ZM79 206V205H78ZM82 206V205H81ZM83 206V207H84ZM91 205H89L88 208H90ZM196 206V205H195ZM193 205V207H195ZM76 207V206H75ZM96 207V205H95ZM93 206V208H95ZM111 207V206H110ZM119 207V206H117ZM191 206H189L190 208ZM193 207H191L192 209H194ZM42 208V207H41ZM74 208V207H73ZM77 208V207H76ZM92 208V206H91ZM132 208V207H131ZM253 208L256 210L257 212V217L255 216L253 211ZM45 209V208H44ZM97 209V208H96ZM112 209V208H111ZM197 209V208H196ZM200 209V208H199ZM199 209L197 210V212L199 211ZM227 209V208H226ZM6 210V209H5ZM9 210V209H8ZM50 210V209H49ZM79 210V209H78ZM83 210V208L81 209V211ZM94 210V209H93ZM10 211V210H9ZM87 211V210H86ZM187 211V210H186ZM5 212V211H4ZM158 212V211H157ZM160 212V211H159ZM162 212V211H161ZM190 212V211H189ZM192 212V211H191ZM35 213V211H34ZM46 213V211H45ZM60 213V212H59ZM109 213V212H108ZM135 214L137 213V211L134 212ZM183 213V212H182ZM15 214V213H14ZM38 214V213H37ZM41 214V213H40ZM43 214V213H42ZM49 214V213H48ZM53 214V213H51ZM85 214V213H84ZM83 214V216H84ZM130 214V213H129ZM134 214V215H135ZM188 214V212H187ZM17 215V214H16ZM45 215V214H44ZM88 215V214H87ZM122 215V214H121ZM22 216V215H21ZM25 217V215H23ZM39 216V215H38ZM41 216V215H40ZM43 216V215H42ZM54 216V215H53ZM92 216V215H91ZM124 216V215H122ZM126 216V215H125ZM185 216V215H183ZM217 216V215H216ZM8 217V216H7ZM69 217V216H68ZM187 215L184 217L186 218ZM81 218V217H80ZM128 218V217H127ZM191 220V216L189 217ZM220 218V217H219ZM229 218V216H228ZM48 219V218H47ZM126 219V218H125ZM134 219V224L133 226H131L130 231L128 234L126 235H122V228H124V223L123 225L119 224V227L116 228L115 230H113L112 232H107L105 231V233H101V234H97L99 232H96L94 230H89L88 234L85 236H83V238H87L90 240V242H81L78 241L80 244H73L72 242L69 241V245L67 246H63V247H57V246H53V245H45V252L39 250V249H30L26 252H24L23 254H21L18 258H16L15 260H13L11 263L9 264H29L30 257L34 254H40L41 257L46 261V264H76L74 261H72L73 259H75L77 256V251L82 247V264H139L140 261V256L142 253V246L144 245L145 242V237L143 236V234H146V230L145 226H141V220L142 218L140 217V215H136L133 217H129L128 221H131ZM187 219V218H186ZM218 219V218H215ZM13 220L15 221V218H13ZM6 221V219H5ZM17 221V219H16ZM70 221V220H69ZM103 221V220H102ZM114 221V220H113ZM161 221V220H160ZM208 221V220H207ZM217 221V220H216ZM22 222V221H20ZM43 222V221H42ZM41 222V223H42ZM54 222V221H53ZM52 222V224H53ZM84 222V221H83ZM211 222V221H210ZM225 222V221H224ZM1 223V221H0ZM37 223V221H36ZM40 223V224H41ZM95 223V222H93ZM92 223V225H94ZM118 223V221H117ZM115 223V224H117ZM127 223V222H126ZM223 223V222H222ZM20 224V223H19ZM22 224V223H21ZM34 224V223H33ZM51 224V225H52ZM56 224V223H55ZM54 224V225H55ZM151 224V223H150ZM218 224V223H217ZM4 225V224H3ZM8 225V224H7ZM11 225V224H10ZM17 225V224H15ZM30 225V224H29ZM126 225V224H125ZM155 225V224H154ZM159 225V224H158ZM157 225V226H158ZM13 226V225H12ZM41 226V225H40ZM103 225H101V222H96V227H101ZM116 226V225H115ZM211 226V227H210ZM3 227V226H2ZM1 227V228H2ZM15 226H13L12 228H14ZM18 228V226H16ZM15 227V228H16ZM21 227V225H20ZM32 227V225H31ZM34 227V226H33ZM57 227V226H56ZM128 227V226H127ZM147 227V226H146ZM149 227V226H148ZM151 227V225H150ZM232 228L235 230V234L236 235H229V234H223V233H218V230H223L225 228ZM4 228V227H3ZM2 228V229H3ZM14 228V229H15ZM16 228V231H17ZM52 228V227H51ZM58 228V227H57ZM78 228V227H77ZM84 228V227H83ZM155 228V227H154ZM10 229V226L8 228V230ZM13 229V231H14ZM21 229V228H20ZM19 229V230H20ZM31 229V228H30ZM28 230H24V231H28ZM36 229V228H35ZM70 229V227H68V230ZM86 229V228H85ZM95 229V227H94ZM110 229V228H108ZM112 229V227H111ZM110 229V230H111ZM127 229V231H128ZM148 229V228H146ZM180 229V228H179ZM5 230V229H4ZM64 230V229H63ZM7 231V230H6ZM12 231V230H11ZM23 231V230H22ZM20 232L21 234L23 232ZM35 231V230H34ZM39 231V230H38ZM148 231H151L150 228ZM33 232V231H32ZM32 232H30L29 234H31ZM154 232V231H153ZM225 232V231H224ZM232 232V231H231ZM1 233V232H0ZM7 233H9V231H7ZM18 233V231H17ZM19 233V234H20ZM25 233V232H24ZM42 233V232H41ZM3 234V233H2ZM20 234V235H21ZM28 234V233H27ZM26 234V235H27ZM28 234V237H30V235ZM34 233H32L31 235H33ZM45 234V233H44ZM62 234V233H61ZM77 238H81V236H79L77 234V232H75ZM85 234V233H84ZM18 235V234H16ZM25 235V234H24ZM41 235V234H40ZM73 235V234H72ZM122 235V236H121ZM3 236V235H2ZM1 236V237H2ZM6 236V233L5 235ZM14 236V235H13ZM35 236V234H34ZM34 236H31V239L34 238ZM43 236V234H42ZM149 236V235H147ZM12 237V236H11ZM15 237V236H14ZM37 238V236H35ZM65 237V235H64ZM235 237H238L239 240H242L243 243L239 244V240ZM4 238V237H2ZM34 238V239H36ZM39 241V240H38ZM64 241V240H63ZM53 243V242H52ZM195 243V242H194ZM5 245H9V244H5ZM242 245V247L240 246ZM88 247H91L89 249V251H86L88 249ZM22 248V247H21ZM95 248H98V250ZM158 251V250H157ZM160 251V250H159ZM157 252L155 259L153 260V263L158 264L157 261V256L159 255L160 252ZM51 253V254H50ZM237 253H242L247 255L244 258H238ZM6 256H9L6 255ZM161 256V255H160ZM159 256V257H160ZM171 256V255H170ZM2 257V255L0 254V258ZM169 257V256H168ZM173 259V258H171ZM170 259V260H171ZM256 260V261H255ZM151 261V260H150ZM163 261V259H162ZM160 262V261H159ZM165 263V261H163ZM174 262V261H173ZM163 263V264H164ZM172 263V262H171ZM0 264H2V262H0ZM4 264V263H3ZM151 264V263H150ZM162 264V263H161ZM174 264V263H173Z\"/></svg>",
  "mask_w": 264,
  "mask_h": 264
},
{
  "label": "water",
  "instance_id": "95a60500",
  "mask_svg": "<svg viewBox=\"0 0 264 264\" xmlns=\"http://www.w3.org/2000/svg\"><path fill=\"white\" fill-rule=\"evenodd\" d=\"M30 260L29 261H27V262H29V264H36L37 263V261H40V262H43L44 264H46L45 262V260L41 257V255H32L30 258H29ZM27 264V263H26Z\"/></svg>",
  "mask_w": 264,
  "mask_h": 264
}]
</instances>
